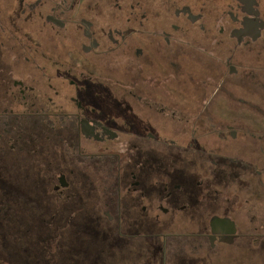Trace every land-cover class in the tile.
Masks as SVG:
<instances>
[{
  "label": "flooded vegetation",
  "instance_id": "obj_1",
  "mask_svg": "<svg viewBox=\"0 0 264 264\" xmlns=\"http://www.w3.org/2000/svg\"><path fill=\"white\" fill-rule=\"evenodd\" d=\"M263 216L264 0H0L6 261L10 228L261 252Z\"/></svg>",
  "mask_w": 264,
  "mask_h": 264
},
{
  "label": "rangeland",
  "instance_id": "obj_2",
  "mask_svg": "<svg viewBox=\"0 0 264 264\" xmlns=\"http://www.w3.org/2000/svg\"><path fill=\"white\" fill-rule=\"evenodd\" d=\"M243 217L241 221L245 222ZM114 233L111 229L52 232L57 242L56 264H179L181 252L172 250L170 246L164 250L161 238H126L114 236ZM40 239L35 231L10 228L7 249L19 255L9 256L10 259L6 261L5 254L0 251V264H32V258L36 262L39 256L41 264L43 261L48 264V257L43 250H39L43 248ZM204 255L184 264H264V250L259 252L242 244L233 245L222 252L217 250L210 253L211 256Z\"/></svg>",
  "mask_w": 264,
  "mask_h": 264
},
{
  "label": "trees",
  "instance_id": "obj_3",
  "mask_svg": "<svg viewBox=\"0 0 264 264\" xmlns=\"http://www.w3.org/2000/svg\"><path fill=\"white\" fill-rule=\"evenodd\" d=\"M57 232V231H56ZM39 236H40V241L42 240V247L44 246V245H48L49 244V241H54L55 242V244L57 243L56 241H55V239L54 238H56L55 236H54V238H53V236H52V232H50L49 233V236H48V234H47V232H44V231H39V232H36ZM42 233H45V234H43V236L41 235ZM52 236V237H51ZM9 237V236H8ZM1 241V240H0ZM2 247V246H1ZM0 251L2 252V248H0ZM56 251H57V246H55V257H56ZM14 255H19V254H17V252H13V254L11 255V256H14ZM41 260L42 259H40V256L39 257H37V260H36V264L37 263H39V264H41ZM55 263H53V264H56V258H55V261H54ZM43 264H46L45 263V261H43ZM48 264H50V262L48 263Z\"/></svg>",
  "mask_w": 264,
  "mask_h": 264
}]
</instances>
